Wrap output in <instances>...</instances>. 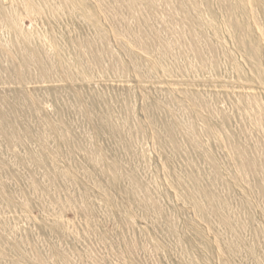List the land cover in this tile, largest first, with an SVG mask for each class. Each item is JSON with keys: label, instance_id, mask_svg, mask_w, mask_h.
Listing matches in <instances>:
<instances>
[{"label": "rangeland", "instance_id": "1", "mask_svg": "<svg viewBox=\"0 0 264 264\" xmlns=\"http://www.w3.org/2000/svg\"><path fill=\"white\" fill-rule=\"evenodd\" d=\"M0 264H264V0H0Z\"/></svg>", "mask_w": 264, "mask_h": 264}]
</instances>
